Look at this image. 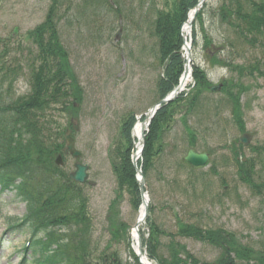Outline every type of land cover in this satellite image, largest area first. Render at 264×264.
I'll return each instance as SVG.
<instances>
[{
    "label": "rangeland",
    "instance_id": "374dc122",
    "mask_svg": "<svg viewBox=\"0 0 264 264\" xmlns=\"http://www.w3.org/2000/svg\"><path fill=\"white\" fill-rule=\"evenodd\" d=\"M221 2L205 0L200 9L203 23L195 21L191 67L192 74L195 69L205 73L209 85L222 87L215 92L203 89L192 107L188 99L174 105L172 120L161 125L153 143V153L157 147L162 152L155 153L145 176L149 211L139 231L144 238L151 220L158 226L157 254L167 260L175 249L183 258L181 246L200 262L215 263L220 255L218 247L182 236V223L233 232L240 244L264 253V187L260 192L242 183L235 162L237 158L253 159L255 181H264V48L244 45L234 60L246 67L258 63L262 75L255 70L251 74L245 69L230 70L219 65L223 62H214V56L226 59L230 53V45L225 44L229 18L222 21L217 13ZM172 3L173 0H0V52L7 49V55L0 60H4L5 66L19 67L22 73L14 80L4 102L28 91L29 69L39 64L32 34L51 11L72 74L67 81L73 86L74 78L80 90L73 109L68 107L65 111L60 105L51 106L44 111L43 120H37L48 132V127L52 133L59 132L57 142L63 146L64 136L70 132L81 152L79 162L88 167L86 182L79 184L80 194L86 199L87 222H83V227L81 223L78 228L71 226L65 234L75 244L83 241L88 256L80 257L89 264H95L101 252L116 255L112 264H137L130 250L140 196L127 187L119 188L113 165L121 162V154L126 150L134 151L133 143L129 144L122 133L124 122L129 116L135 118L144 113L158 100L156 85L162 66L157 38L152 32L153 20L157 9L168 10ZM205 37L210 39L208 45ZM210 44L220 47L213 55L205 50ZM1 78L2 71L0 84ZM193 79L194 75L184 87L187 93L192 91L189 85ZM223 85L234 92L235 85L246 87L239 95L237 115L222 92ZM244 133L250 141L238 143ZM189 145L209 154L205 166L190 168L183 162ZM252 147H258L260 152ZM63 161V165L57 166L67 174L72 172L75 160L63 155ZM25 215V202L16 198L14 191L0 193V235L4 234L0 264H17L23 254L28 225L20 232L6 228ZM31 253L29 249L26 256L32 260ZM69 253L71 257L76 255L73 261L78 264L75 245L69 247ZM30 259L26 264H35Z\"/></svg>",
    "mask_w": 264,
    "mask_h": 264
},
{
    "label": "trees",
    "instance_id": "16d2710c",
    "mask_svg": "<svg viewBox=\"0 0 264 264\" xmlns=\"http://www.w3.org/2000/svg\"><path fill=\"white\" fill-rule=\"evenodd\" d=\"M198 3V0H173L170 9H157L153 20V35L157 38L159 62L162 66V74L157 81L158 99L166 96L177 84L183 71L184 59L182 57V38L180 29L187 20L189 11ZM219 17L224 21L229 18L227 24L229 33L225 38V44L230 45L229 58L221 59L214 56L212 59L219 65L248 70L249 74L257 71L261 74L258 63L255 66H239L235 64L236 54L244 45L264 48V0H222L217 8ZM202 13L196 16V20L203 23ZM52 11L47 14L42 25L34 30L32 36L37 44V58L39 64L31 67L28 80V91L19 95L16 99L4 102L10 95L11 88L20 74V68L12 65L5 66L1 61L0 71L2 78L0 84V191L14 190L15 196L26 202V215L15 224L19 227L28 225L33 240L31 247L35 251L36 264H77L69 253V247L75 245V251L80 258L78 264H89L88 256L83 250L84 243L77 251L78 243L72 238L66 237V230L71 226L78 228L79 223L83 227L86 221V199L80 193V185L72 181L67 173L54 163L56 153L63 147V143L57 142L61 136L59 132L52 133L38 123L43 120L44 111L56 108L61 110L74 108V101L79 99L80 90L75 79L73 86L67 81L69 73L67 66V53L61 46L57 36L56 22L52 21ZM195 21L192 27V41L195 43ZM231 36V37H230ZM45 37V38H44ZM205 45L210 39L205 37ZM6 52V53H5ZM7 49L0 52V57L5 58ZM236 70V69H235ZM194 86L190 93H181L173 102L164 104L156 112L146 134L145 146L142 152L141 163L144 175L150 166L153 156L161 154V148L157 147L153 153V143L157 140V133L161 125L172 120L174 105L184 100L189 107L198 100L199 94L208 88V79L202 71L194 70ZM262 75V74H261ZM71 78V77H70ZM68 85H70L69 88ZM232 89L223 85L222 92L231 103L232 110L239 109V95L246 87L235 85ZM70 98L73 100L70 101ZM135 122L134 116L123 124L122 133L131 144V129ZM45 124L48 121H44ZM45 132L47 134H45ZM259 151L258 147H252ZM130 148L121 154V162L113 165V171L119 188L127 187L138 195V183L135 180V170L130 159ZM237 156V153H235ZM239 180L249 188L258 189L264 187L263 182L255 181V162L251 158L246 160L235 159ZM49 175H45V173ZM257 190V191H258ZM259 192V191H258ZM147 240V254L149 258L156 260L158 264H264V253L256 252L250 247L240 244L233 232H225L220 228L204 229L199 226L182 223L179 233L182 236L192 237L195 240L209 243L220 249V255L215 263L200 262L193 254L181 246L184 257H180V251L171 250V259L168 260L157 254L160 230L151 220ZM78 233V230L74 235ZM41 234V235H40ZM58 234V236H56ZM64 236V237H63ZM85 239V238H83ZM30 247V248H31ZM131 256L137 264V258L132 250ZM117 260L115 254H99L95 264H112Z\"/></svg>",
    "mask_w": 264,
    "mask_h": 264
},
{
    "label": "water",
    "instance_id": "95a60500",
    "mask_svg": "<svg viewBox=\"0 0 264 264\" xmlns=\"http://www.w3.org/2000/svg\"><path fill=\"white\" fill-rule=\"evenodd\" d=\"M205 0H199L198 4L195 6L194 10L192 11V16L190 14L189 16V20L186 21V26L188 29L191 28L192 26V22L194 21L197 13L199 12V10L201 9V7L203 6ZM183 49H184V53H185V65H184V71H183V76L186 74V72L189 69V65L190 62L192 61L191 58V52H190V45L188 44V42L186 41V36L183 35ZM217 50L216 47H212V49L210 50L211 53H214ZM182 78L179 81L178 86L172 91L170 92L166 97L160 99L156 104H154L153 106H151L146 112H144L142 115L144 116V120L142 122V131H141V138H140V150L139 153H141L142 148L144 146V134H145V130L147 129L148 125L150 124L152 117L154 116L155 112L159 109V107L162 104L168 103L170 101H173L179 94V92L182 90V83L183 80ZM219 89V86H211L210 90L211 91H215ZM73 128L76 130L78 127L76 125L73 126ZM65 140H66V145L65 148L63 149L64 154H70L74 159H77L81 156V152L78 151L75 146H74V138L71 136L70 132L69 134H67L65 136ZM239 143H243V144H247L249 142V135L244 133L242 134L239 139H238ZM137 157L138 155L133 154L131 157V161H132V165L136 171V173L138 174V184H139V193H140V197H141V201L143 203V215L142 218L140 220H137L136 224H135V229H137L138 225L144 220L145 216L147 215L148 212V204H147V200H146V182H145V178L143 177L142 171L140 168L137 167ZM208 159V155L206 153H196L193 150V147L191 146L187 152V155L185 156V160L193 165V166H197V165H204L206 163ZM56 163L58 164H62V156L59 154L56 157L55 160ZM74 168L75 170L73 172L69 173V177L77 182L83 183L85 182L86 178H87V166L83 165L82 163L76 161L74 163ZM137 257L139 262L141 263V258L143 257V253L141 251V237L140 235L137 233Z\"/></svg>",
    "mask_w": 264,
    "mask_h": 264
},
{
    "label": "bare ground",
    "instance_id": "6f19581e",
    "mask_svg": "<svg viewBox=\"0 0 264 264\" xmlns=\"http://www.w3.org/2000/svg\"><path fill=\"white\" fill-rule=\"evenodd\" d=\"M155 16H156V12H155ZM191 16H192V14H191ZM187 34H188V28L185 25L184 28H183L182 36L183 35L186 36ZM190 78H191V76H190V72H189V69H188V71L186 72V74L182 78V80H183L182 86L183 87H185L186 83L189 81ZM140 121L141 120H138L135 123V125H134V127L132 129V135H133V138H134V140L136 142V150H135V151H137L136 153H138V149L140 147V140L139 139L141 138V131H142V125H143ZM142 215H143V210H141L139 212V215H138V218L137 219L140 220L141 217H142ZM138 231H139V229H138ZM136 233H137V231L135 229H132L134 249L137 251V246H136ZM141 262H142V264H154V262L153 261H150L146 256H143L141 258Z\"/></svg>",
    "mask_w": 264,
    "mask_h": 264
}]
</instances>
